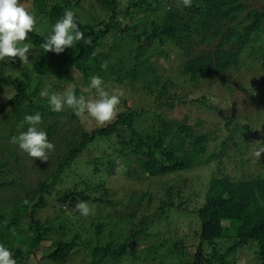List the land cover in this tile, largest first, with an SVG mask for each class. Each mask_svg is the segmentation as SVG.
Masks as SVG:
<instances>
[{"label": "trees", "instance_id": "trees-1", "mask_svg": "<svg viewBox=\"0 0 264 264\" xmlns=\"http://www.w3.org/2000/svg\"><path fill=\"white\" fill-rule=\"evenodd\" d=\"M62 1L72 8L84 39L61 54L46 53L42 48L46 35L38 33L36 23L28 39L22 42L31 43L36 48L32 68L24 69L23 77L14 76L8 70L20 65L19 57L0 61V91L9 89L13 92L8 100L0 102V117L7 115L15 119V127H18L17 131L9 130L6 138L11 139L20 131H26L27 125L21 128L24 116L37 112L41 114L40 127L47 132L48 140L54 138L57 129L47 121L55 112L50 110L46 97H39L43 78L54 76L62 83H71L75 79L73 73H76L80 83L72 91L77 96L81 94L80 87L87 89L92 75L102 77L105 84L110 82L112 87H128L150 70L151 55L163 53L162 49L154 50L156 43L168 44L181 51L186 59L177 71L186 82L195 86L208 85L220 76L228 80V71L242 68L244 50L248 51L247 57L261 59L264 67V8L247 9L246 19L241 22L244 24L242 29L239 28L240 22L231 24L237 22L238 15L245 10L243 0H193L188 8L183 6L182 0H128L125 7H120V0H96L100 9L108 13V19L93 16L90 29L81 26L83 17L75 10L82 7L83 0ZM140 13L145 14L144 17L133 23L121 21L123 18L132 20ZM62 15L59 14L55 21ZM147 21L150 24L147 25ZM157 24L160 29L154 28ZM108 34L112 36L110 45L106 42ZM210 37L218 39L214 51L197 48ZM30 71H37L34 79ZM170 84L169 80L164 82L160 98H164ZM58 90L59 85L54 83L50 93ZM263 90L264 79L254 91L259 95ZM91 91L95 94V90ZM171 99L161 105L173 107ZM142 113L127 109L107 125L91 132L83 131L79 142L66 140L68 149L57 154L54 162L51 154L48 155L51 166L38 159L45 170L43 178H37L35 182L26 177L27 167L22 164V155L27 156L25 153L9 150L8 154L17 163L16 172L9 171V161L0 158V180L3 178L0 181V243L14 253L16 264H63L78 251L89 256L81 264H121L122 261L129 264H228L232 251L251 245L258 262L264 264V154L250 156L246 138L244 147L235 142L231 155L226 153V140H233V131L226 136L218 152L209 153L215 139L210 131L199 132L187 123L176 126L157 113L150 128L144 133L139 132L133 122ZM71 117L77 118L73 112ZM243 128L242 136L252 130L249 124ZM125 129L131 131L128 138L124 135ZM104 139L116 145V157L108 158L102 164L107 174H110L117 157L121 159L125 178L136 176L139 170L147 172L150 177H160L191 170L207 154L215 158L218 168L231 164L241 171L234 169L233 176L221 175L219 171L211 175L205 200L193 211L199 222L196 236H193L198 239V244L196 254L188 261L184 259L185 247L180 240L172 241L162 257L158 253L167 242L141 248L138 239L146 233L148 217H142L138 223L133 222V215L117 218L98 214L95 217L90 208L92 203L119 205L101 197L106 193V190L98 192L102 182L92 184L81 175L78 176L80 184L71 180L69 185H62L64 172L71 169L90 144ZM262 145L264 135L256 150ZM131 158L134 166L127 163ZM223 158L226 160L222 161ZM254 166L256 170H253ZM99 167L94 170L99 171ZM235 172H239V176ZM4 174L11 178L6 179ZM58 185H62L61 189ZM78 185L79 189H76ZM53 189L54 194L51 193ZM167 191L170 195V188ZM81 201L87 202L91 210L87 217L74 211L75 205ZM173 205L171 200H163L158 214L163 212V206L172 208ZM239 220H247V224L237 225L236 233L232 235V227ZM83 232L89 235L80 238ZM228 241L231 242L228 248L220 252L217 246ZM47 242H50L47 247L50 250L44 253ZM209 249L210 253L207 252Z\"/></svg>", "mask_w": 264, "mask_h": 264}, {"label": "rangeland", "instance_id": "rangeland-1", "mask_svg": "<svg viewBox=\"0 0 264 264\" xmlns=\"http://www.w3.org/2000/svg\"><path fill=\"white\" fill-rule=\"evenodd\" d=\"M120 1L122 3L120 7H125L128 3V0ZM243 1L246 3L245 10L238 15L237 22L231 23L232 25L239 24V22L241 23L246 19L247 9L264 8V0ZM21 2L22 6L36 17L37 31L43 36L50 32L51 26L55 24L56 17L59 14L64 13L65 10L72 9L62 0H21ZM75 10L83 17L81 26L86 29L92 27L90 24H92L93 16L100 19H108V13L100 9L98 4H96V0H83L82 7ZM144 15L140 13L134 16L132 20L123 18L121 21L133 23L139 17H144ZM143 22L145 21L143 20ZM148 24L150 23L147 21ZM243 25L241 23L239 28L242 29ZM160 27L157 24L154 28L160 29ZM111 37L110 34L106 36L108 45L111 44ZM217 41L218 39L214 37L207 38L203 45H199L197 48L207 52L214 51ZM24 44L31 48L28 53L29 63L23 64L20 60L19 66L9 69V73L14 76L23 77L22 71L31 69L36 58V48L31 43H21V46ZM161 49L163 53L150 56L149 61L152 63L150 70L142 73L141 78L131 84V86L116 85L113 88L110 82L105 84L108 90L119 89L124 93L121 97V103L118 105V113L125 112L127 109L134 110L137 113L143 111L142 115L137 116L133 122L134 127L142 133L147 131L152 125L155 113L162 115L167 121H172L176 126L187 123L199 132L210 131L215 139L208 149L209 153L218 152L226 136L233 131L234 138L233 140H226L227 147H225V152L231 155L232 146L235 142L242 144L244 147V139L246 138L249 155L253 156L254 149L256 150L261 142L262 135H264V90L262 94H259L260 97L254 91L257 84L263 83L264 67L262 66V60H254L247 57L248 51L244 50L241 55L242 68L238 71H228V80H224V76H220L212 80L208 85L202 83L199 86H195L193 83L186 82L185 77L177 71L180 63L186 59L181 51L168 44L161 45L156 43L154 50ZM73 74L75 79L71 83H62L61 79L54 78V76L43 78L39 97H42L41 92L47 91L50 93L53 90L54 83L59 85V90L57 91L59 93L72 91L80 83L79 76L76 73ZM30 75L34 79L37 76V71H30ZM166 80H169L171 84L166 94H164V98H160L159 95ZM79 90L81 92V94L79 93L80 95L85 97L94 96L92 91L86 88L80 87ZM12 95V90H1L0 102L8 100ZM170 98H173L171 99L174 103L173 107L161 105L162 102L168 101ZM71 113V109L65 108L60 113L55 112V115L51 116L49 121H47L54 124L57 129H55L54 138L50 140L54 148L48 152V155L51 154V161L53 162L57 154H62L68 149L66 140L77 143L83 131L91 132L100 127L87 115H81L75 120L71 117ZM15 121V119L7 115L0 117V158L4 162L8 160L7 169L14 172H16L15 166L17 163L8 153L9 150H20L5 135L8 134L9 130H18V127H15L17 126L14 124ZM197 122L201 124L196 125ZM245 124L251 125L252 130L242 136L241 132ZM124 135L127 138L130 137L131 131L125 129ZM213 144L217 147L215 148ZM115 147L116 145L109 139L97 140L90 144L78 157L77 162L72 165L71 169L64 172L62 185H69L72 182L71 180L75 184H80L81 180L79 178L81 175L85 176L88 182L92 184L102 182L103 188H99L98 192L103 193L106 190V193L101 197H105L104 199L119 205L113 207V205L107 203H92L90 208L93 210L92 214H95V217L99 216L98 214L116 216L117 218H120L121 215H133L134 223L140 222L142 217H148L145 222L146 233L139 236L138 239L141 248H146L149 245L158 246L161 242H167L159 250L158 255L162 257L166 255L167 248H169L172 241L180 240L183 241V246L185 247L184 259L188 261L189 257H193L196 254L198 244V239L196 237L193 238V236L199 222L193 211L203 204L211 175L219 171L218 173L221 175L230 174L233 176L235 167L228 164L225 168L221 166L218 168L215 158H211L207 154L200 159V164L197 163V166H194L191 170L160 177H150L147 172L139 170L136 176L125 178L123 176L124 170H121L123 165L120 162V157L116 158L115 164L110 169V174H107L104 165L102 166L106 159L116 157L114 156L116 155L114 153ZM2 151H5V153H2ZM26 157L28 156L22 155V164L27 167V179L35 182L37 178H43V171L45 170L42 167L43 164L38 161V158L33 162V159L30 160L28 159L29 157ZM225 160L223 158L222 161ZM127 163L129 166H134L132 158L128 159ZM46 165L51 166V162L49 164V161H47ZM96 166H100L99 171L94 170ZM235 170L239 171L238 169ZM253 170H256L255 166ZM239 172H235V175L239 176ZM3 176L6 179L11 178L8 174ZM62 185H58V188L61 189ZM168 188L171 190L170 195H168ZM54 189L51 191L53 194ZM76 189H79V185ZM146 194L150 196L148 197ZM163 200H171L174 205L172 208L163 206V212L158 214ZM246 224L247 220L235 221L231 230L232 235L236 233L237 225L245 226ZM88 235V233L85 234L83 232L80 238ZM61 238L63 239L64 237L62 236ZM230 243V241L222 242L217 248L220 252H224ZM49 244L50 242L45 243L43 247L44 253L49 252L50 249H47ZM207 252L210 253V249ZM88 257L86 252L78 251L63 264H81L84 258L87 260ZM229 257L228 264H260L252 245L251 247L232 251ZM121 264L129 263L122 261ZM136 264L141 263L138 262Z\"/></svg>", "mask_w": 264, "mask_h": 264}, {"label": "clouds", "instance_id": "clouds-1", "mask_svg": "<svg viewBox=\"0 0 264 264\" xmlns=\"http://www.w3.org/2000/svg\"><path fill=\"white\" fill-rule=\"evenodd\" d=\"M192 3L193 0H182L185 8L191 7ZM36 23V17L22 6L21 0H0V61L19 57L23 64L29 63L28 53L31 48L27 44L21 46V43L28 39ZM83 39L84 35L79 30L77 18L74 12L68 9L51 26L42 48L46 53L53 52L58 55L67 48H73ZM87 89L95 90L94 96H77L74 91L67 93L44 91L41 92V96L47 98L48 106L53 112L60 113L68 108L77 117L87 115L100 127L112 122L118 113V105L124 93L119 89L108 90L105 81L98 75L89 77ZM41 121L39 112L25 115L21 128L27 125L26 131H20L10 140L20 151L33 158V162L37 158L47 161L48 152L54 148L48 140L47 132L40 127ZM261 153H264V145L260 146L254 155L260 157ZM74 211L82 217L89 216L91 212L85 201L78 202ZM0 264H16L14 253L3 243H0Z\"/></svg>", "mask_w": 264, "mask_h": 264}]
</instances>
